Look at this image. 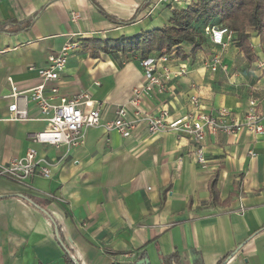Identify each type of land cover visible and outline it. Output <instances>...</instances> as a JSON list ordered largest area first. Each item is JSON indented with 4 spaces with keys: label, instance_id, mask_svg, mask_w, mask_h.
I'll return each instance as SVG.
<instances>
[{
    "label": "crops",
    "instance_id": "1",
    "mask_svg": "<svg viewBox=\"0 0 264 264\" xmlns=\"http://www.w3.org/2000/svg\"><path fill=\"white\" fill-rule=\"evenodd\" d=\"M156 1L0 0V160L35 146L52 164L51 177L31 178L32 189L0 177V264H70L66 248L80 264L130 263L143 253L147 264H264V132L206 127L197 142L188 131L151 133L139 123L127 137L89 127L77 147L31 139L47 121L21 92L41 82L49 54L68 40L79 46L58 81L60 93L88 92L101 104L102 121L114 119L121 105L134 117L130 100L145 82L143 54L94 51L86 44L96 39L105 45L169 24L176 7H154ZM251 34L253 60L233 42L214 45L208 35L197 50L183 43L188 56L177 53L169 67L174 72L187 63L188 72L172 73L163 93L143 92L140 108L153 114L166 108L172 121L196 110V94L199 109L211 116L226 107L243 121L252 99L264 109V42ZM217 52L222 64L213 71L208 62ZM12 84L27 120L9 119ZM197 146L205 164L193 157ZM215 172L218 202L209 189Z\"/></svg>",
    "mask_w": 264,
    "mask_h": 264
},
{
    "label": "built area",
    "instance_id": "2",
    "mask_svg": "<svg viewBox=\"0 0 264 264\" xmlns=\"http://www.w3.org/2000/svg\"><path fill=\"white\" fill-rule=\"evenodd\" d=\"M193 1L157 0L154 7L157 4L169 3L176 8H186ZM78 17V14H73V18ZM204 31L214 45L222 47L233 42L236 33L231 27L218 22L207 23L204 26ZM78 46L77 41L68 40L58 53L49 54L46 66L39 70L41 82L25 92H21L25 93L26 98L41 110L43 119L47 121V126L44 129L31 134V139L35 143L56 147L63 145L77 147L84 143V132L89 127L103 126L108 131H117L127 137L139 123H146L151 133L166 130L188 131L197 142L204 138L206 127L211 132L222 130L238 134L244 126L256 133L264 132V109L259 108L256 99L250 101L249 110L243 121L231 118V111L226 107L219 108L215 116L200 110L201 100L196 94L191 96L196 110L176 120H169L170 112L166 108L154 114L140 108V95L143 92L151 93L157 90L163 93L168 88L167 81L170 80L172 73L179 76L188 72L187 63H182L176 71H171L169 62L176 58V51L139 56L140 64L144 69L145 82L142 86L134 89L133 98L130 100V103L136 107L134 117L129 115L126 105H121L118 107L114 119L102 121L101 104L91 99L88 92L82 91L70 96L60 93L58 81L66 68L70 52ZM259 63L260 66H264V60H260ZM221 64L222 56L217 52L209 60L208 67L216 71ZM12 89L11 96L14 97V102L9 106V119L27 120L29 118L27 109L22 108L18 101L20 92H17L13 84ZM227 118H231V123L221 121ZM192 153L198 163L205 164L207 162L203 147L197 146ZM35 175L47 178L52 175L51 162L46 157L40 156L35 146L30 147L23 156L12 158L6 162L0 160V177L13 180L32 189L31 178ZM48 196L58 201H65L64 198L53 194H48ZM24 198L28 202L38 205L30 197L25 196Z\"/></svg>",
    "mask_w": 264,
    "mask_h": 264
},
{
    "label": "trees",
    "instance_id": "3",
    "mask_svg": "<svg viewBox=\"0 0 264 264\" xmlns=\"http://www.w3.org/2000/svg\"><path fill=\"white\" fill-rule=\"evenodd\" d=\"M172 13L169 24L161 28L143 31L133 37L108 40L105 45L99 44V40L96 39L88 40L86 48L94 49V51L101 49L106 52H140L143 55L176 51L186 58L188 55L182 49L183 43L197 50L207 37L204 31L205 23L213 19L235 30L233 43L249 60L255 57L254 48L250 42L251 32L255 31L264 42V0H196L186 8L174 9ZM133 20L134 17L122 23H130ZM217 178L218 175L215 172L209 184L211 197L215 202L220 201ZM65 250L70 264H80L72 258V251L69 248ZM142 258H146V253H143ZM117 264L138 263L134 261Z\"/></svg>",
    "mask_w": 264,
    "mask_h": 264
},
{
    "label": "water",
    "instance_id": "4",
    "mask_svg": "<svg viewBox=\"0 0 264 264\" xmlns=\"http://www.w3.org/2000/svg\"><path fill=\"white\" fill-rule=\"evenodd\" d=\"M138 264H147L148 263V260L147 258L146 259H140L137 261Z\"/></svg>",
    "mask_w": 264,
    "mask_h": 264
},
{
    "label": "rangeland",
    "instance_id": "5",
    "mask_svg": "<svg viewBox=\"0 0 264 264\" xmlns=\"http://www.w3.org/2000/svg\"><path fill=\"white\" fill-rule=\"evenodd\" d=\"M212 21H215V22H216V21H217V19H213Z\"/></svg>",
    "mask_w": 264,
    "mask_h": 264
}]
</instances>
